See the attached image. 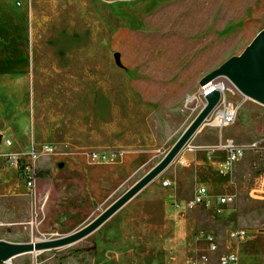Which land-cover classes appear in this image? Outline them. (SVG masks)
<instances>
[{"label":"rangeland","instance_id":"1","mask_svg":"<svg viewBox=\"0 0 264 264\" xmlns=\"http://www.w3.org/2000/svg\"><path fill=\"white\" fill-rule=\"evenodd\" d=\"M38 8L32 43L26 39L25 43L0 42V157L17 147L14 136L21 146H30L32 121L35 127H48L35 147L56 133H69L75 106L82 108L85 122L90 118L97 122L92 108L97 103L101 113L108 107L99 116L102 121L110 120L112 140L132 141L140 114L133 107L140 99L156 101L158 119L166 111L170 133L161 132L162 139H167L159 147V155L164 154L203 105L198 98L199 79L239 55L264 28V0H41ZM221 81L225 82L215 83ZM138 87L142 97L136 98ZM222 98L238 107L227 137L244 148V153L224 176L215 171L222 157L208 159L198 153L199 185L212 197L230 196L232 202L218 209L194 207L176 214L189 219L188 245L183 260L177 248L170 251L172 264L198 260L201 251H206V234L214 240L218 255L232 252L237 264H264V189L249 196L250 190H259L256 179L262 167L259 160L264 158L260 155L264 153V107L236 92L226 91ZM4 138L13 143L11 148L4 145ZM191 140L162 173L186 168L179 160L191 148ZM254 142L258 147L250 150ZM250 167L257 171L246 179ZM161 177L154 180L158 185ZM150 183L129 201H138ZM177 191L179 199H185L192 188L179 185ZM40 214L32 211L11 226L0 219V240L28 243L60 237L65 229L35 227ZM236 228L244 229L248 240L230 241L228 232ZM132 231L119 229L117 224L98 228L68 246L14 257L11 264H166L164 247H114L134 239L128 235ZM175 235L174 240L179 238Z\"/></svg>","mask_w":264,"mask_h":264},{"label":"crops","instance_id":"2","mask_svg":"<svg viewBox=\"0 0 264 264\" xmlns=\"http://www.w3.org/2000/svg\"><path fill=\"white\" fill-rule=\"evenodd\" d=\"M40 1L0 0V42L11 43L14 40L17 43L24 42L25 39L33 42L36 36H34L32 25L33 22L37 24L36 16L40 11L38 8ZM140 92L138 87V96L134 95V97H142ZM147 101L140 99L133 107L134 111L140 114L137 118L138 123L135 122V138L132 141L112 140L108 126L110 120L102 121L99 116L107 111V106L101 113L99 111L101 105L99 103L93 105L94 112H97V122L92 121V118L89 122H85L86 117L84 118V115L80 113L82 108L75 106V113L72 115L73 124L69 133H54L55 136L51 140L44 142L45 145L59 149V152L40 156L35 161L36 180L33 198L28 197L15 169L4 166L0 159V219L6 222L4 224L11 226V224L22 222L21 220L26 219L28 214L31 215L32 211L34 214L40 212L41 214L36 216L35 227L40 224L42 229H65L61 233L63 236L78 230L94 219L153 167L166 152L159 155V147L167 139H162L161 132H165L166 135L170 133L167 125L169 119L165 116L166 111L163 112L165 115L162 119H158L155 115L156 101ZM229 126L220 130L213 127H200L192 136L191 150H186L180 157L182 160H179V164L186 168L177 172L161 173L159 185L154 179L138 201H128L99 227L103 230L117 224L119 229L133 230L128 235H132L134 239L114 247H164L166 264H172L174 260V255L170 252L174 250V247L179 250L182 260L186 257L188 244L185 236L189 219L177 217V213L185 210H175L171 203L188 201L197 187H204L199 185L201 183L198 174L201 171L199 155L204 154L208 159L218 155V158L222 157L219 162L223 161L225 153L216 151L214 148L225 139L233 140L227 137ZM28 130L30 146L34 145L36 139L42 137L43 133H48L46 132L48 127L42 124L35 127L34 121L30 123ZM9 132L13 137L12 131L9 130ZM13 138L14 144L18 145L10 150V153L21 154L28 148V145L27 148L21 146L16 136ZM12 146L13 143L9 148ZM92 151L116 152L117 156L113 162L99 164L88 158L87 153ZM260 155L264 156V153ZM259 161L262 162V169L260 168V173L257 174L258 179H256L260 182L259 190H250L249 196L264 189V158ZM10 169L13 171L11 174ZM255 170V168L250 169V176L245 171L246 179L251 178ZM164 181H168L169 186H162ZM204 184L210 186L208 181ZM179 185L192 188L190 197L179 199L177 191ZM206 191L209 194L207 189ZM137 203L141 205L136 207ZM124 215H127L125 219H123ZM30 219L32 220L31 216ZM174 234H178L179 238L174 240ZM146 237L148 238L145 239ZM107 247L112 246L107 245ZM201 252L203 253H200L199 257L206 256L207 263H199L196 259L193 264H218L221 256L217 254V247L213 253L209 252L207 247L206 251ZM215 253L216 260L212 262L211 258Z\"/></svg>","mask_w":264,"mask_h":264},{"label":"water","instance_id":"3","mask_svg":"<svg viewBox=\"0 0 264 264\" xmlns=\"http://www.w3.org/2000/svg\"><path fill=\"white\" fill-rule=\"evenodd\" d=\"M215 80H224L240 97L264 106V28L256 33L239 55L223 61L214 70L199 79L197 86L203 88ZM206 91L209 92L202 96L201 109L161 159L94 219L72 233L53 239L28 243H11L0 240V264L22 254L68 246L98 229L140 190L159 176L205 123L221 100L219 91L213 88Z\"/></svg>","mask_w":264,"mask_h":264},{"label":"built area","instance_id":"4","mask_svg":"<svg viewBox=\"0 0 264 264\" xmlns=\"http://www.w3.org/2000/svg\"><path fill=\"white\" fill-rule=\"evenodd\" d=\"M225 89L231 93H234V90L231 86H229L226 82ZM205 88V86L203 87ZM200 88L198 98L202 100V96L207 94L209 91L202 90ZM212 88V87H211ZM211 91V90H210ZM221 94V100L218 105L214 108V110L210 113L207 118L208 126L216 128L218 130L231 125L234 121L237 114V105L225 101L222 96L224 94V89L221 88L219 91ZM2 139L0 140L1 143ZM3 143L6 147H10L11 142L6 138L3 139ZM258 142H254L250 145V150H255L258 147ZM187 150H191L188 148ZM214 150L222 151L225 153V158L223 161L219 162L216 165V173L218 175H226L230 173L233 166L242 158L244 153V148L240 145L236 144L231 139H225L223 143L217 145ZM59 152V149L48 145H39L33 146L31 145L21 154H6L1 155L0 159L4 166L14 168L16 174L21 181L23 187L26 190L28 197H34V183L36 180V168L35 161L38 157L44 155H53ZM90 161L105 164L115 161L117 153L116 152H106V151H92L87 153ZM162 186H169L168 181H164ZM232 202V197L223 196V197H212L207 193L204 187H197L192 195V197L183 203L173 202L171 206L175 210H186L194 207H202V208H211L218 209L225 205H228ZM2 224L0 223V227ZM228 239L230 241L240 243L248 240V234L244 229H233L228 232ZM204 242L207 245V249L209 252L213 253L216 251V244L211 236L208 234L203 237ZM208 259L206 256H201L197 262L199 263H207ZM4 264H11V260L6 261ZM218 264H237L236 255L234 253L225 254L218 259Z\"/></svg>","mask_w":264,"mask_h":264},{"label":"bare ground","instance_id":"5","mask_svg":"<svg viewBox=\"0 0 264 264\" xmlns=\"http://www.w3.org/2000/svg\"><path fill=\"white\" fill-rule=\"evenodd\" d=\"M215 82H217V80L216 81H213V82H211V83H209V84H207L206 86H205V88H203L202 90L204 91V90H207V89H209V88H213L214 90H217V91H220L221 90V88L222 89H224V92H226L227 90L225 89V83L224 82H220V83H215ZM237 110H238V107H237Z\"/></svg>","mask_w":264,"mask_h":264}]
</instances>
